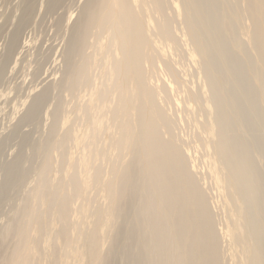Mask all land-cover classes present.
I'll return each mask as SVG.
<instances>
[{
	"label": "rangeland",
	"instance_id": "obj_1",
	"mask_svg": "<svg viewBox=\"0 0 264 264\" xmlns=\"http://www.w3.org/2000/svg\"><path fill=\"white\" fill-rule=\"evenodd\" d=\"M86 1L0 0V264H251L254 256L244 243L249 229L252 242L246 239L259 248V262L264 264V98L254 79H260L261 68L244 1L211 0L215 6L210 1L208 5L215 10L197 16L211 33L223 37L213 46L217 37L212 34L203 62L184 33L178 15L181 0H163L170 3L176 42L156 39L155 61L144 66L145 84L166 124L158 140L180 153L185 174L181 181L196 186L208 215L202 233L209 231L212 241L204 259L196 256V229L182 213L185 202L172 204V220L161 215L166 207L158 197H171L169 181H149L150 167L132 145L122 155L112 150V134L117 135L112 114L105 120L113 127L107 138L86 132L85 122L91 119L80 109L86 108L92 90L90 80H81L78 72L90 57L99 61L108 55L88 45L92 36L81 25L89 11ZM110 1L107 6L113 8ZM216 16L222 19L215 22ZM113 18L115 22V13ZM229 22L232 37L223 26ZM202 35L211 42V34ZM94 68L88 69L93 71L91 89L103 82L100 69ZM81 82L87 88L80 87ZM215 114L221 115V131L229 125L228 133L212 127ZM151 119L148 113L140 116L142 123ZM135 137L146 139L137 132ZM221 140L229 144L226 166L217 150ZM235 156L253 166L254 175L233 177ZM121 179L116 195L109 196ZM252 181L257 192L240 193ZM72 250L81 256L74 258Z\"/></svg>",
	"mask_w": 264,
	"mask_h": 264
},
{
	"label": "bare ground",
	"instance_id": "obj_2",
	"mask_svg": "<svg viewBox=\"0 0 264 264\" xmlns=\"http://www.w3.org/2000/svg\"><path fill=\"white\" fill-rule=\"evenodd\" d=\"M107 1L110 0H87L86 7L89 8V11L83 14L81 18V25L84 32L92 36V40H88V45L91 46L90 49L94 47L96 51L100 50L108 54L106 59L99 61H97L96 57H90L89 59H87L86 65L83 64L84 67L78 72V77L81 80H84V78L85 81L87 80V78L90 80V86H88V89L92 90V92H90L89 94V101L86 108L82 110L80 109L84 116H86L87 120L91 119V121H89L90 123L85 122V126H87L88 128L86 129V132H88V135H97L99 138H107V133H109L110 130L113 129V127L106 126L105 120L108 115L112 114V117L114 118L111 117V120L116 123L115 129L117 133L116 136L112 134V150L115 151L116 154L122 155L124 154V151H126L127 146L132 145L141 152L144 163H147L148 167H150L149 174L152 175L149 181L157 184L163 181H169L167 187L171 191H173V193L170 195L171 197L168 199V201L163 197H158V203L166 207L165 211L162 212L161 215L168 221L172 220L174 213L172 212V204L175 202V200H183L185 202V209L182 210V213L188 216V219L192 224V229H196V231L194 232L196 236L192 241L193 246L196 249V256L198 257V259H204L205 249L211 244L212 236L209 231H207L206 233H202L203 227L206 226L208 215L205 210V206L200 200L201 193H199V190L194 184L192 185L191 182L187 183L181 181V179L185 177V174L184 172H182L183 170L181 168L182 159L180 153L176 149H174L172 144H167L162 142L161 140H158L157 135L160 129L166 127V124L163 120L160 119L159 110L153 102V93H151V90L145 84L144 77L145 64L152 65L155 61V53L157 51L155 48L157 47L156 44L159 41L176 42L174 38L175 36L171 30V17H173V15L168 14L170 3L169 1L166 2L163 0H111L110 2L114 3V6L113 8H110L111 5H108L109 10H107L108 8L106 9L103 6L105 5V3V6H107V4L109 3ZM209 1L211 2V0H181V13L178 14L182 17V20L184 22L185 35L188 39H190L195 49L194 52L198 55V57H200L203 62L207 60L206 58L210 50L209 47L212 41L214 40V42L212 43V45L214 46L218 44V41L220 43V39L223 40V37H219L217 33V36L214 35V33H211V28L209 30V28L204 26L201 21H197V16H201V13L203 15L208 10L209 12H213L215 10L214 8H212L215 6V2L212 3L214 0L211 2V5H213L212 7L208 5ZM243 1L246 4L248 16L252 20L253 28L250 31V39L252 37L251 41L253 42V45L257 52L258 62L261 68L258 73L260 79L258 80L255 75L254 79L256 82H259L261 96L262 98H264V80H262L260 73L263 72L264 74V0ZM30 11L31 7L29 6L23 13L26 16ZM114 13L116 15L115 22H113ZM111 17L113 19H111ZM213 18L216 22L217 20L220 21L221 17L219 16L218 18V16H216ZM236 19H238L237 16ZM200 22L203 25L200 24ZM231 24L232 23H230V25L225 23V25L223 26L225 28L226 35L232 37L233 30ZM201 29H204V31ZM198 32H202L206 36H209L211 34V42L210 40L207 41L208 39L204 35H202V33L201 36L197 35ZM212 34L217 37L216 39H218L219 37V40L213 39L214 36ZM14 36H16V34ZM156 39H159V41H156ZM14 40L15 39L13 37V44ZM102 40H104V42H102ZM233 45L235 50H239L240 47L238 43H234ZM222 49L224 48L222 47ZM144 56L147 57L145 58ZM193 58L194 57H192V59ZM225 58L226 56H224L223 54L220 55V59L223 62H226ZM228 63L230 62L228 61ZM228 63L225 64L228 65ZM91 65L95 66L94 69H100V74L102 75L103 79L101 85L95 89H91V77L93 71L91 70L92 72H90L88 70ZM232 69V67H229L227 70L232 72ZM73 77L74 76H72V79ZM83 82L80 83V87L82 88L86 87ZM170 88L172 90V86ZM203 89H205V87H203ZM76 91L78 90L76 89ZM145 100H148L147 102H149L148 108L143 107V102ZM209 102L213 107H215L213 100H209ZM176 105L179 106V104ZM144 113L152 115V121L148 124L144 123L145 121L143 123L142 120L140 121V116H142ZM220 116L215 114V116L213 117V122L215 125H212V127L217 126V128L219 129L218 133L222 129H220L219 126V122L222 119ZM221 123L223 122H220V124ZM223 129L228 133L227 129H229V125L224 126ZM136 132L140 133L142 136H145L146 139H143V141L141 142L137 141L135 137ZM153 142L154 145H152ZM59 143L65 144L64 141H60ZM232 144L234 146L236 145L237 147L239 145L236 142H232ZM89 147H92V145H89ZM102 148H100V150H102ZM228 148L229 144L227 146L225 140H221L218 142L217 150L220 154V158L224 166L230 164L226 157ZM233 150L235 151V147L233 148ZM99 155L101 156V154ZM236 156L233 159L234 163L232 164L233 168L230 169V174L233 177L237 175H244L247 173L254 175V167L248 165L244 161L242 162V160ZM243 160H245V158ZM83 168V171L87 170L86 167L83 166ZM224 169L228 171V168ZM89 170L90 169L88 168V171ZM96 170V174H98V168ZM89 179L90 176L86 174L84 184H88ZM91 180L93 182V176ZM98 180H100V178ZM254 180L256 181L257 179L255 178ZM122 181L123 179H121V181L115 186L114 190H112L113 192H111L109 196H111V194L112 197L116 195V192L117 190H119ZM254 183L255 182L252 181V183L250 182L249 185L247 184V187L245 186L246 189L238 188L240 193L242 190V193L244 195L246 194L247 196H252L257 186ZM256 183L258 182L256 181ZM154 196H157V192L155 190ZM60 213L61 212H58L57 215H55L56 220L59 219ZM188 224L189 223L187 222V225ZM234 230L235 234H238L239 231H241L240 227H236ZM252 237L253 229H249L247 236L244 239L245 246H248L245 249L247 253L249 252L254 256V260L251 262V264H260L259 256L261 255V252L259 248L257 246H251L248 239H246L251 238L252 242ZM177 240L178 238L175 239V242ZM234 250H236V248H234ZM71 254L76 259L81 256V253L74 250L71 251ZM212 261H214V258L212 259Z\"/></svg>",
	"mask_w": 264,
	"mask_h": 264
}]
</instances>
